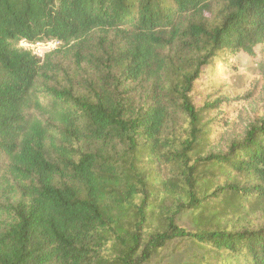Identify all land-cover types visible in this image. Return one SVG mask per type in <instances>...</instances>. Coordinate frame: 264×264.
Returning <instances> with one entry per match:
<instances>
[{"label":"trees","instance_id":"trees-1","mask_svg":"<svg viewBox=\"0 0 264 264\" xmlns=\"http://www.w3.org/2000/svg\"><path fill=\"white\" fill-rule=\"evenodd\" d=\"M257 47L264 0H0V264H264V119L216 152Z\"/></svg>","mask_w":264,"mask_h":264},{"label":"rangeland","instance_id":"rangeland-1","mask_svg":"<svg viewBox=\"0 0 264 264\" xmlns=\"http://www.w3.org/2000/svg\"><path fill=\"white\" fill-rule=\"evenodd\" d=\"M55 62L58 64L57 72L62 76L71 68V62L64 57L56 58ZM229 64L233 65L234 69L233 72L226 71L222 76L226 86L220 97L224 107L234 118L222 136L221 146L216 152H226L230 144L243 139L252 124L264 119V55L261 54V48L255 49V56L238 54ZM43 81L41 79L38 84L39 91L46 87ZM183 259L185 257L182 255L168 258L174 262H181Z\"/></svg>","mask_w":264,"mask_h":264},{"label":"built area","instance_id":"built-area-1","mask_svg":"<svg viewBox=\"0 0 264 264\" xmlns=\"http://www.w3.org/2000/svg\"><path fill=\"white\" fill-rule=\"evenodd\" d=\"M61 45V42L58 40H50L46 42H38L35 44H31L27 42L26 40L22 41L20 46L28 51H31L32 54L39 58L44 59L46 55L52 53L57 48H59Z\"/></svg>","mask_w":264,"mask_h":264}]
</instances>
